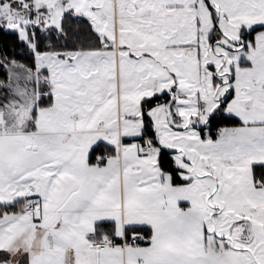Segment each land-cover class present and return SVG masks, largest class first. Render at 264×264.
Listing matches in <instances>:
<instances>
[{
  "label": "snow or ice",
  "instance_id": "obj_1",
  "mask_svg": "<svg viewBox=\"0 0 264 264\" xmlns=\"http://www.w3.org/2000/svg\"><path fill=\"white\" fill-rule=\"evenodd\" d=\"M0 264H264V0H0Z\"/></svg>",
  "mask_w": 264,
  "mask_h": 264
}]
</instances>
